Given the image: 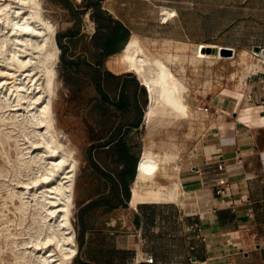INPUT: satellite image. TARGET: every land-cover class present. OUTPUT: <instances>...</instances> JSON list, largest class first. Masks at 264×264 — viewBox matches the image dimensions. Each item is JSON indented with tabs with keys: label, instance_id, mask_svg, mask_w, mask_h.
<instances>
[{
	"label": "bare ground",
	"instance_id": "6f19581e",
	"mask_svg": "<svg viewBox=\"0 0 264 264\" xmlns=\"http://www.w3.org/2000/svg\"><path fill=\"white\" fill-rule=\"evenodd\" d=\"M160 12L164 24L176 15L166 7ZM54 24L45 17L42 0H0V145L3 141L14 145L16 178L13 186L5 187L1 204L0 255L9 250L12 264H67L77 252L70 215L78 162L68 139L67 144L60 142L53 115L60 84ZM164 45L163 39L142 38L132 32L123 49L105 62L114 74H133L149 96L143 111L148 142L142 146L130 185L133 206L137 201L178 202L185 194L177 176V162L183 154L178 138L168 136L156 142L151 135L182 120L188 132L202 129L205 117L191 96L190 80L206 70L207 63L221 59L206 51L219 50L220 45L177 40ZM250 55L240 49L231 61L241 73L239 78L260 66ZM186 68L191 75L188 79ZM4 125L8 130L2 133ZM25 221L24 230L18 231Z\"/></svg>",
	"mask_w": 264,
	"mask_h": 264
},
{
	"label": "crops",
	"instance_id": "0c3cea01",
	"mask_svg": "<svg viewBox=\"0 0 264 264\" xmlns=\"http://www.w3.org/2000/svg\"><path fill=\"white\" fill-rule=\"evenodd\" d=\"M126 28L130 36L132 30ZM259 45L264 42L252 43L249 52ZM110 56L102 57L100 63L99 55L63 58L79 61V75L83 76L92 70L108 71L105 62ZM235 57L219 59L222 69L219 78L212 79L214 92L200 105L206 111L205 125L198 133L193 128L179 138L184 149L177 176L185 192L179 203H130V185L141 152L133 147L126 129L130 125L136 126L131 130L138 128L147 103L139 80L130 73L108 71L121 77L102 76L101 93L91 85L94 95L85 105L93 111L91 122L97 131L90 143L94 150L91 159L104 173L120 170V163H110V155L121 141L136 160L124 206L96 210L102 218L93 231L94 241L99 243L101 236L107 253L118 257L106 264H264V63L259 61L260 66L239 78L241 73L229 63ZM188 71L186 68V74ZM218 162L223 164L221 171L216 168ZM219 178L225 180L220 187L216 185ZM96 181L94 195L82 207L109 192L110 186L102 179ZM90 240L84 244L90 245ZM88 262L104 264L93 258Z\"/></svg>",
	"mask_w": 264,
	"mask_h": 264
},
{
	"label": "rangeland",
	"instance_id": "374dc122",
	"mask_svg": "<svg viewBox=\"0 0 264 264\" xmlns=\"http://www.w3.org/2000/svg\"><path fill=\"white\" fill-rule=\"evenodd\" d=\"M66 1L71 4V11L60 0H42L45 17L51 23H55V42L57 33L62 35L68 30L78 29L79 35L71 41L61 38V43L69 46L65 55H93L94 51L90 46V39L95 32V23L89 17L93 10L88 9L82 13L85 5L84 0ZM161 7L172 9L176 13L166 24L160 21ZM100 8L107 15L118 19L132 32H138L142 38L163 39L164 47L169 46L166 44L174 40H194L195 42H192L191 45L203 43L200 41L205 40L211 42L209 44L231 46L234 48L233 55H236L240 48L248 50L252 43L264 42V0H100ZM72 12L78 13L77 21ZM60 52L59 49L58 62L55 66L60 84L57 98L53 103V115L56 119L57 130L61 135L60 142L67 144L66 139H68V146L74 149L75 158L78 162L71 190L72 208L70 215L77 252L71 262L67 264H75L77 255L83 261H89L93 258L104 261L106 264L108 259L118 260V257L110 256L107 253L106 241L101 236L97 238L99 243L94 241L96 235L93 234V231L95 227H100L102 217L98 216L96 211H88L84 218H86L87 227L92 229L86 230L83 236H81V228L78 224L79 210L86 200L92 198L95 185L98 184L96 175L92 172L88 162V158L94 153L90 143L97 136L96 125L91 122L93 111L89 107H85L90 101L89 98L94 95L93 87L89 77L72 76L63 69ZM205 66L207 67L206 70H201L193 77L189 71L187 74L185 72V78L191 77V96L195 98L199 106L206 103L209 95L213 94L212 79L215 82L219 78V70L222 69L220 60H213ZM2 68L5 69V67ZM130 75L136 78L133 74L130 73ZM146 94L148 103L147 91ZM202 112L206 117L205 109H202ZM168 126L170 128L166 126L159 133H152L151 138L160 142L166 141L168 136H175L176 139L178 138L177 142L180 146L179 138L185 137L187 132L185 122L182 120ZM2 127L5 128L2 133L8 130V125ZM126 133L130 142L133 143V147L140 153L144 143L148 142L147 129L143 120L137 129ZM0 137L3 139L2 136ZM13 147L11 141L8 143L3 141V144L0 145V211L3 210L1 204L6 196L5 187L7 185L13 186L16 179L12 169L15 158ZM19 179L25 178L21 176ZM6 205L11 211L12 207L7 200ZM3 212L7 214V217L13 218L10 212L6 210ZM24 225H26V221L18 228V231H23ZM87 239H92L90 241L94 245L92 243L88 246L85 245L84 242ZM80 242H82V247L78 250ZM12 261L9 250L0 255V264L1 262L12 264Z\"/></svg>",
	"mask_w": 264,
	"mask_h": 264
},
{
	"label": "trees",
	"instance_id": "16d2710c",
	"mask_svg": "<svg viewBox=\"0 0 264 264\" xmlns=\"http://www.w3.org/2000/svg\"><path fill=\"white\" fill-rule=\"evenodd\" d=\"M63 4L72 10L71 4L66 0H60ZM85 5L83 6L82 13L87 11L88 9H92L93 11L90 13L89 17L95 23V32L91 36L90 46L94 51L93 55H99L98 63L101 62L102 57L110 56L115 53H118L123 49L125 44L127 43V39H129V31L128 29L118 20L113 19L109 14L107 15L100 8V0H84ZM75 20H78V13L72 12ZM79 35L78 29L76 30H68L64 34H56V43L60 49V61L62 63L63 69L72 76H82L79 75V61H72L63 58V55L69 50L68 45H64L61 43V38H66L67 40H72ZM68 70V71H67ZM128 74V73H127ZM108 76L112 79H119L120 75H113L108 71L101 73L99 70H92V72L83 75L82 77H89L91 84L94 86L95 90L98 93H101L102 90V76ZM103 95V94H102ZM136 126L130 125L127 128L131 130ZM126 131V132H127ZM135 159L133 158V154L126 145L120 141L118 143L117 148L110 155V163H120L121 169L118 171H114L113 173H104L97 167L96 163L88 158V162L93 172L96 175V180H103L105 185H109V192L104 195H100L90 203L86 204L79 210L78 214V224L81 228V236L86 230L92 229L91 227H87L86 218H84L85 214L88 211H96L98 209H102L103 212L110 211L117 207L124 206V202L129 197V184L134 178V164ZM82 247V242L79 243L78 250ZM75 264H91L88 261L80 260L78 255L75 258ZM104 263V261H103ZM107 263V262H106ZM105 264V263H104Z\"/></svg>",
	"mask_w": 264,
	"mask_h": 264
},
{
	"label": "built area",
	"instance_id": "2783aa9c",
	"mask_svg": "<svg viewBox=\"0 0 264 264\" xmlns=\"http://www.w3.org/2000/svg\"><path fill=\"white\" fill-rule=\"evenodd\" d=\"M257 47H258L257 50H253V49L250 50V54H251L250 56L253 59L260 61L261 63H264V45H259ZM198 109L202 110L203 107L199 106ZM216 168H217L218 171H221L223 169L222 162H218ZM224 184H225V180L223 178H219V179L216 180V185L218 187L223 186ZM216 193L219 194L220 191L217 190ZM262 245H264V243H262ZM144 261L147 262L148 260H144Z\"/></svg>",
	"mask_w": 264,
	"mask_h": 264
},
{
	"label": "water",
	"instance_id": "95a60500",
	"mask_svg": "<svg viewBox=\"0 0 264 264\" xmlns=\"http://www.w3.org/2000/svg\"><path fill=\"white\" fill-rule=\"evenodd\" d=\"M257 49H258L257 46L253 47V50H257ZM206 51L210 53H216L219 57L230 58L233 55V49L225 48V47H221L219 50L207 48Z\"/></svg>",
	"mask_w": 264,
	"mask_h": 264
}]
</instances>
